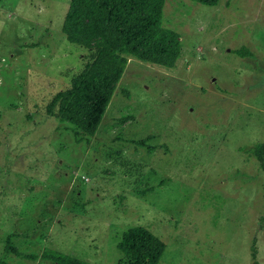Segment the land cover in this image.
<instances>
[{
	"label": "rangeland",
	"instance_id": "374dc122",
	"mask_svg": "<svg viewBox=\"0 0 264 264\" xmlns=\"http://www.w3.org/2000/svg\"><path fill=\"white\" fill-rule=\"evenodd\" d=\"M68 8L0 0V264H128L133 226L164 243L157 264H252L253 240L264 264V0H164L180 56L125 57L91 136L45 113L98 41L61 31Z\"/></svg>",
	"mask_w": 264,
	"mask_h": 264
},
{
	"label": "trees",
	"instance_id": "16d2710c",
	"mask_svg": "<svg viewBox=\"0 0 264 264\" xmlns=\"http://www.w3.org/2000/svg\"><path fill=\"white\" fill-rule=\"evenodd\" d=\"M190 1L213 6L218 0ZM163 4L164 0H69L61 31L73 38L85 21L88 33L98 41L93 45L85 44L90 50L87 61L71 76L69 86L51 97L45 113L91 136L119 81L125 57L171 68L180 56L181 44L177 32L162 26ZM242 49L236 52L242 54ZM138 142L144 143L143 140ZM249 151L264 174V140ZM262 194L264 196V183ZM116 247L128 264H157L164 251V243L141 226L128 228ZM6 248H10L8 241ZM255 254L253 240L252 264H256ZM42 257L53 264H92L52 249L46 250Z\"/></svg>",
	"mask_w": 264,
	"mask_h": 264
}]
</instances>
